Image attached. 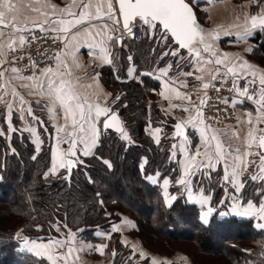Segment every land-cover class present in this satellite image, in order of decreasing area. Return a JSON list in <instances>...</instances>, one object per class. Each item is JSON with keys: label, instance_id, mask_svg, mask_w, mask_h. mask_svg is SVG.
Wrapping results in <instances>:
<instances>
[{"label": "trees", "instance_id": "trees-1", "mask_svg": "<svg viewBox=\"0 0 264 264\" xmlns=\"http://www.w3.org/2000/svg\"><path fill=\"white\" fill-rule=\"evenodd\" d=\"M241 1L233 0L235 3ZM190 3L202 27L206 19L204 10L202 18L198 9L202 3ZM137 23L141 26L139 21ZM156 35L158 39L159 33ZM259 37L257 33L254 40ZM161 46H155L149 33L142 31V39L133 44L137 55L134 61L139 63L137 69L141 68V62L145 68L155 63L163 64L164 60H159ZM173 47L178 48L174 44ZM258 50L260 57L264 58V40ZM124 63H127L125 58ZM106 76L105 82L112 93L123 92L116 105L129 138L125 140L121 134L102 131L93 153L80 159L81 163L70 176L66 174V168L55 175L57 177L49 174L48 144L41 145L37 151L26 133L16 132L10 142L15 151L13 154L0 137V263H39L28 253L16 255L13 252L22 241L13 240V233L18 228L37 240L58 238L61 231L71 229L81 238L84 235L88 240L96 241V236L111 231L109 222L114 223V219L127 215L136 219V231L143 236L146 235L142 233V227L154 231L146 236L149 239L165 237L174 241H192L204 255L223 256L229 264H264V244L259 243L264 239V231L255 227L254 218L221 216L214 212L209 223L204 224L200 219L201 208L189 203L183 195H178L169 207L165 204L160 186L147 181V177L155 173L161 179L170 178L172 192L179 175L178 163L169 158L176 120L164 117L154 102L152 91L159 88V83L148 76L140 83L117 81L109 73ZM149 99L152 100L150 103ZM150 126L163 128L159 142L152 138ZM104 160L112 167L104 164ZM215 175L218 177L219 172ZM250 176H242L243 181L246 177L249 183L243 190L241 203L252 199L258 204L260 197L253 191L255 185ZM125 191L134 202L127 200ZM212 192L215 201L222 196L223 189L217 186ZM55 223L57 226H53Z\"/></svg>", "mask_w": 264, "mask_h": 264}, {"label": "crops", "instance_id": "crops-1", "mask_svg": "<svg viewBox=\"0 0 264 264\" xmlns=\"http://www.w3.org/2000/svg\"><path fill=\"white\" fill-rule=\"evenodd\" d=\"M197 1L198 3H202L201 8L206 13L205 23L202 24L201 28L204 29L205 33H213L219 37L218 40L214 41L215 55L201 51V63L199 66L195 63V58H189L187 49L185 52H181L180 49L173 47L171 42H169V47L179 51L181 56L185 59L182 60L180 56L172 55L164 57L163 54L168 51V48H165L163 43L157 39L155 40V46L158 44L159 46L162 45L161 47L163 48L159 60L163 57L164 63L161 65L155 63L152 67L145 68L141 62V68L137 69L139 63L134 61L137 59V55L133 47L136 41L128 38L127 35L125 36L123 47L119 44L109 43L108 50L112 62L111 64L106 63L105 60L101 58L104 53L101 51L100 47L98 45H93L94 40L100 39L96 34L97 29L103 30L105 24L111 27V21H107L106 18H101L90 21L86 20L84 24L78 25L75 29H72L67 36L63 33H54L56 36L59 35L61 37L62 49L59 53L60 59L59 61L56 60L55 67L52 68V70L53 72H63L64 75L61 78L70 82L75 91L79 93L82 98H86L88 103L109 108L112 112L115 111L117 113L119 109L116 105L118 101L117 97L120 98L123 96V92L116 94L112 93V90L105 82V79H107L106 74L109 73L117 81L134 80L139 83L142 82L143 77L148 76L159 83V88L152 91L154 93V102L159 112L162 113L164 117L173 118L176 121L179 120V122L181 121L183 124L189 120V117L196 116L197 109L202 113L200 104L198 105L189 101L185 97L183 87L186 86L187 82L190 80H196L202 87L205 83L209 84L211 81L209 72L217 67L220 68L221 72H226L227 67L232 66L233 63L239 64L247 62L252 68H255V77H253L250 70L243 76H232L229 74L227 77L232 83L233 80H236V87L241 90L249 81L255 78L256 83L251 86V89L254 90L256 99H258L260 90L259 76L264 74V58L260 57L261 54L259 53L258 45L264 40V31L259 29L253 30V34L244 40H237L236 37L238 34H243L245 26H251V16L256 15L257 17H264V0H242L239 3H235L233 0ZM85 2H87V0H85ZM95 2L96 0H93V3ZM11 3L15 5V11L12 15H15L17 18V28L26 30L16 31L12 27H0V73H2V75H0V115H4L3 119H1L2 116H0V123L4 120L7 122L6 124L9 125L8 109L9 105H11V126L16 130L15 132L26 133L36 150L37 141H39V149L41 145L48 144L50 146L51 159L48 172L51 176L59 175V173L63 172L65 169L57 168L55 174L52 173V151L54 148L61 152L67 150L68 144L58 143L59 137H63L65 132L57 133V128L65 127L66 131H72L70 122L66 121L63 110L58 104L52 105L46 95L40 94V89L37 86L36 80L22 77L17 71H12L14 67L10 64L9 52L20 45L19 37L21 35L25 37L30 31H40V28L36 25L43 23V21H51L57 18H69L63 17L60 13V9H64L73 4V0H11ZM79 3L80 0H76V4ZM115 6L118 13L117 3ZM80 10L79 7L73 5L72 11L78 14ZM92 11L94 12L95 9L93 8ZM11 18L12 16L10 15L8 19L10 20ZM120 26H122V24H120ZM44 27L47 28L48 25L44 24ZM55 27L59 28L60 26L56 25ZM85 29H89L91 39L85 35ZM257 33L260 34V37L255 41L254 37ZM72 36H76L75 41H71ZM68 41H71V43H68ZM9 43L13 44V48L7 46ZM248 49L252 50L248 51ZM129 56L132 57L131 61L128 59ZM224 57H228L229 59L224 60ZM124 58L127 60V63H124ZM216 59H222L224 63L222 65H216ZM207 61H211V63H206ZM58 63H60L59 69L57 67ZM169 65H171V67H169ZM197 67H199V70H197ZM129 69H134V71L130 74ZM161 69H167V74L161 75ZM236 71L240 73L241 69L237 67ZM184 73H191V75H184ZM36 77L41 78V74ZM197 77H200V79H197ZM42 79L45 80L46 87L47 77H42ZM13 93H15V95ZM177 93H179V95H177ZM232 100L237 101L236 104L231 102L235 117L233 127L218 131L205 123L203 115L201 117L203 124L196 122V128H193L191 124H184L187 128V136L190 141L186 151L187 154L196 156L195 161H189V163L193 164L194 170V166L199 164L203 159L204 151L206 149L214 151V146L217 141L221 143L225 149L229 147L232 149H239V153L233 154L241 155L244 164H247L248 160L255 161V163L248 165L246 170H244L242 165L241 176L239 178L243 180L242 176L251 168H254V172L258 173L257 165L259 164L258 156L255 155V153L260 152L258 148V133L257 139L252 142L251 148L247 147L249 143L248 133L253 127L257 129L264 128V124H256V109L258 108V104L254 101L247 100L245 97L239 96L234 87L231 101ZM21 101H23V103H21ZM151 101L152 100L149 99V103ZM50 107L52 108L51 112L49 111ZM29 108L32 110V116L28 115ZM185 108L189 110L185 111ZM21 109L24 110L23 118ZM249 118L253 121L252 125L247 123ZM102 120L103 117L101 118V121ZM46 126L48 128H46ZM208 126H210V129L206 132V135L209 138L212 135L217 136V141H212L211 145H206L204 141L200 139V132L204 131ZM98 127L102 135V122L98 123ZM124 127L126 129V124ZM156 129H159V132H157ZM162 129L161 126L151 127L150 132L155 142H157V139L159 141L162 137ZM32 130H34V134ZM181 140V137L178 139L172 138L169 151L170 160L177 162L179 165V175L174 182V190L172 192L170 191V187L172 186V182L169 180L170 178L164 177L161 179L158 173L150 175L152 180L147 178V181L151 184H158L164 197L165 191L167 192L168 203L165 204L168 207L173 202L171 199L172 196L177 197L178 195H183L189 203L201 208V214L205 212L204 207L220 208L224 206L227 209L226 212L222 211L219 213H225L223 216L234 215L231 209L234 203L233 195L235 190L230 181H225L223 178L225 169L223 161L216 165L214 171H202L198 172L196 176L190 177L194 181V196L200 195L201 189H203L204 195L213 197L211 194L214 189L203 187V184L201 186L200 178H210L212 173L215 175L218 171L219 176L217 180L219 183L218 185H221L223 189L222 196L215 199V201L210 199L208 204L203 207L199 203L190 202L188 200L187 190L183 185L177 183L183 175L180 162L185 158V154H182L179 150ZM173 144L177 145L175 149V158H171ZM77 148L78 154L74 159L80 160L84 157L82 155V145L78 144ZM94 149L95 148L92 149L91 154ZM197 149H199V154H197ZM245 151H250L253 155L244 157L243 154ZM227 160L228 163L231 164L232 156H228ZM229 172H231L230 168ZM164 179L169 181L166 190L163 184ZM221 201H224V203L222 204ZM238 201L235 203L238 205L242 204L241 200ZM209 218L210 216L208 219ZM110 230L109 232L112 233V228H110ZM109 232L103 233L104 238H108L106 236L110 235ZM60 253H63V251Z\"/></svg>", "mask_w": 264, "mask_h": 264}, {"label": "snow or ice", "instance_id": "snow-or-ice-1", "mask_svg": "<svg viewBox=\"0 0 264 264\" xmlns=\"http://www.w3.org/2000/svg\"><path fill=\"white\" fill-rule=\"evenodd\" d=\"M116 3H118V13L116 11ZM75 5L79 7L81 10L77 14L72 11V7ZM95 9L93 12L92 9ZM15 11V5L11 3V0H0V27H12L16 31H25L26 29L17 28L16 16L12 15ZM60 13L63 17L69 18H57L55 20H45L43 23L36 25L40 28L41 32L47 34L49 31L53 33H63L67 36L72 29H75L78 25H82L86 22V20L93 19H101L106 18L107 21H111V27L107 24L103 26V30L97 29V36L100 37L99 40H94L93 45H98L104 55L101 57L105 60L106 63L111 64V58L109 53V43L111 44H119L121 47L124 46L125 36L128 38H135V34L133 29L135 28V22L139 21L141 24V30L147 33L148 30L152 31V39L157 40V33H159V41L163 43L165 48H168V51L164 52L163 56L167 57L168 55L172 56H180L183 60L185 59L181 56V53L177 50H173V48L169 47V40L174 41L175 45H178L180 50L187 49L189 53V58H195V63L199 66L201 63V51L204 53H209L215 55L214 52V41L218 40L219 37L213 33H205L204 29H202L197 23L196 17L193 12V8L190 7L189 3L186 0H96L93 3V0H80L79 4H76V0H73V4L69 5L64 9H60ZM12 16L9 20L8 17ZM43 15V14H42ZM122 18V28L120 26ZM44 24H47L48 27L45 28ZM59 25L60 27H55ZM250 27L245 26L243 34H238L237 40H244L247 37L253 34V30L259 29L264 31V17H257L256 15L251 16ZM118 33V35H117ZM85 35L91 39L89 29H85ZM59 35L54 36L53 39H60ZM76 36L71 37V41H75ZM20 44L23 45L25 43V37L21 35L19 37ZM68 41V43H71ZM9 48H13V44L9 43L7 45ZM67 46V45H66ZM252 49H248L251 51ZM56 59L59 61V55H57ZM128 59L131 61L132 57L129 56ZM163 59V57H162ZM228 57H224V60H228ZM222 59H216V65H222L224 63ZM206 63H211V61H207ZM35 67V64H33ZM58 69L60 67V63L57 65ZM171 67V65H169ZM239 67L241 69L240 73H237L236 69ZM199 70V67H197ZM251 71L253 77H255L256 69L252 68L251 65L247 64V62L243 63H233L232 66L227 67L226 72H221L220 68H215L214 70L209 72L211 80L221 79L223 80L229 74L232 76H243L246 75L248 71ZM13 72L17 70L15 68L12 69ZM134 69H129V73L131 74ZM167 69H161V75H166ZM2 75V73H0ZM64 73L60 71L53 72L52 69H45L41 73V78L38 77H29L28 79H33L37 81V86L40 89L41 95H46L50 103L52 105L58 104V106L63 110L64 117L67 122H70V126L72 131H66L65 127H58L57 133L65 132L63 137H59L58 143L68 144V148L66 151H58L57 149H53L52 157H53V168L51 169L52 173L55 174L56 169H67L70 173L72 167L81 163L79 160H75L77 157L78 148L77 145H82V155L87 157L91 154L92 149L95 148L100 142L101 130L98 127V123H103V129L108 130L115 128L117 132H121V138L127 140L128 133L124 132L118 117L115 113H113L109 108L100 107L99 105H94L88 103L86 98H82L79 93H77L73 87V85L63 80ZM184 75H191V73H184ZM42 77H47L46 79V87L45 80ZM55 77V78H54ZM200 79V77H197ZM256 83L255 78L249 81L243 89H239L236 87L237 81L233 80V87L238 93L239 96L245 97L249 101H254L258 104V108L256 109L257 117L256 124H264V74L259 76V98L256 99L254 90L251 89V86ZM209 87L208 83L203 84V88L207 89ZM221 89L216 88V91L219 92ZM15 95V93H13ZM179 95V93H177ZM119 99V97H117ZM227 104L229 101L225 99L222 101ZM233 104H236V100L231 101ZM23 103V101H21ZM205 101L201 100V105H204ZM185 111L189 109L185 108ZM9 131H14L11 128V105H9ZM49 111H52V108H49ZM197 114L194 117H189V120L184 122V124H191L193 128L197 127V123L203 124V120L201 119L202 113L199 109L196 110ZM24 110L21 109V114L23 118ZM28 115L32 116L31 108L28 109ZM103 120L101 121V118ZM247 123L249 125L253 124L251 118L248 119ZM175 135L177 137H181V143L179 144V150L182 154H185V158L181 161L183 175L177 181L178 184L183 185L188 193V200L190 202L199 203L202 207L208 204L211 197L203 194V189H201V194L198 196L193 195V184L194 181L190 177L196 176L198 172H208L214 171L216 169V165L221 161L225 164L224 169V180L230 181L232 184L235 193L233 195V207L231 209L232 214L238 215L241 217L255 218L257 220V227L260 230H264V190L257 189V196L260 197L259 203L257 204L254 200L248 199L246 200L243 206L237 205L235 202L243 199L242 193L246 187L245 182L240 179L242 165L244 170H246L247 166L255 163V161L248 160L247 164H244L243 157L239 154V149H232L229 147L225 149L221 143L217 141V136L212 135L210 138L206 135V132L210 129L208 126L204 131L200 132V139L204 141L206 145H211L212 141H217L213 150L206 149L203 153V159L199 164L194 166L189 163V161H195L196 156H192L187 154V146L190 143L188 136L185 135L183 130L182 123L175 124ZM33 134H34V130ZM159 132V129H156ZM258 133V148L264 150V128L257 129L253 127L251 131L248 133L249 143L247 145L248 148H251L252 142L257 139ZM4 133H0L3 135ZM157 142L158 139H157ZM173 152L172 157L175 158L177 148L176 144L172 145ZM37 151H39V141H37ZM13 154L15 151L13 150ZM197 154H199V149H197ZM232 156V163L229 164L227 157ZM253 155L250 151H245L243 156L249 157ZM255 155L258 156L259 164H258V173L252 174L249 179L252 182H264V153L257 152ZM35 159V156L33 157ZM104 164H106L109 168L112 167L109 161L104 160ZM143 168V166H141ZM229 168L231 172H229ZM47 175V173H46ZM67 178V177H66ZM149 180H152V177H147ZM165 190L169 184L167 179L163 181ZM165 203H168V195L165 191ZM171 199L175 201L177 199L176 196H172ZM223 204L224 201H221ZM214 212L212 207H208L207 211L201 214V220L204 224H208V217L211 216ZM221 216L225 215V213H219ZM74 240L73 234H69L67 238V242L71 243ZM64 240H54L50 241L48 244L40 243L37 244L36 241H31V246H29V240L25 238L23 240V244L21 246V251H28L30 253H34L38 257L46 256L47 260L51 261V264H58L59 260H64L65 264H67L68 256L63 253H55L53 250V245L60 246L65 244ZM98 250H102L98 249ZM73 251L72 248L68 249V254H71ZM143 255V254H141ZM153 264H156L153 261Z\"/></svg>", "mask_w": 264, "mask_h": 264}, {"label": "rangeland", "instance_id": "rangeland-1", "mask_svg": "<svg viewBox=\"0 0 264 264\" xmlns=\"http://www.w3.org/2000/svg\"><path fill=\"white\" fill-rule=\"evenodd\" d=\"M189 1L196 5L199 4L197 0ZM198 9L201 12L202 18H204L201 5H199ZM147 32L150 37H152V31L148 30ZM143 33L145 32L143 31ZM0 116H2L1 119H3L4 115L2 114ZM6 123L7 122L4 120L0 123V133H4L3 135H0V137L4 139L5 146L8 147V150L12 152L14 148L11 146L10 142L14 139L13 134L16 133V130L11 126L14 131H9V125ZM46 128L48 127L46 126ZM213 128L218 131L221 130L215 127ZM18 133L22 135V132ZM254 173H256L254 172V168H251L245 173V175H252ZM54 177H51L50 179H53ZM200 179H202L200 183L201 186L203 184V187L215 189L219 186L217 176L215 175H210V178L201 177ZM247 180L248 178L245 177L244 182L246 186L249 183ZM254 185L255 187L253 191H256L257 189L264 190V182L257 181ZM128 194L129 193L125 191L127 200L133 201V198H130V195ZM211 200L213 201L214 199L211 197ZM244 204L245 203H242L240 206H243ZM204 208L205 211H207V207ZM213 209L214 212H226L227 210L224 206ZM143 211L145 213L147 212L146 209H143ZM114 220V223L109 222L108 224L111 225L112 228V233L107 231L110 234L109 236H106L108 238L106 239L103 235H98L96 236V241H93L94 239L88 240V238H85L84 235L81 238L77 233L71 232V229H68L67 232L61 231L58 238L54 237L44 241L37 240L30 238L31 236L29 237V235L25 234L22 228H18L13 233V240L16 241L17 239H22V241H20L17 247L13 249V252L16 255L28 253L26 250L21 251V246L25 238L29 240V246H31V241H36L37 244H40L41 242L48 244L50 241L64 240L66 243L63 245H53V250L55 253L63 251V254L68 256L67 264H153V261H155L156 264H229L226 263L223 256L212 257L210 255H204L198 250L197 246L192 241H174L165 237L149 239L146 236H149L150 233L154 231L148 227H142L144 229L142 233L146 235L143 236L140 232L138 233L136 231V219L127 215H121L120 219ZM253 220L256 221L255 218ZM141 222L142 221H140V224ZM53 226H57V223L53 224ZM70 233L73 234L74 240L71 243H68L67 238ZM88 237H90V235H88ZM259 243L264 244V239H260ZM1 244L2 243L0 241V247ZM69 248L73 249L71 254H68ZM101 248L102 250H99L100 252L97 251ZM28 254L32 255L39 262L38 264H51V261L47 260L46 256L38 257L34 253L30 252ZM0 259H2V254H0ZM58 264H65V261L61 259L58 261Z\"/></svg>", "mask_w": 264, "mask_h": 264}, {"label": "built area", "instance_id": "built-area-1", "mask_svg": "<svg viewBox=\"0 0 264 264\" xmlns=\"http://www.w3.org/2000/svg\"><path fill=\"white\" fill-rule=\"evenodd\" d=\"M134 41L142 39L141 26L135 23ZM54 33L45 34L41 31H30L25 35V43L9 52L10 64L22 77H36L45 69H52L56 64V57L62 49L61 39H53ZM35 64V67H33ZM223 73V72H222ZM216 88H220L219 92ZM185 97L196 104H200L205 123L217 129H227L234 125L235 117L231 98L233 83L226 77L223 80H211L209 87L204 89L196 80H190L183 87ZM228 99L225 104L222 101ZM201 100L205 101L201 105Z\"/></svg>", "mask_w": 264, "mask_h": 264}, {"label": "water", "instance_id": "water-1", "mask_svg": "<svg viewBox=\"0 0 264 264\" xmlns=\"http://www.w3.org/2000/svg\"><path fill=\"white\" fill-rule=\"evenodd\" d=\"M186 2L189 3L190 7L193 8V6H192V4H191L190 2H188L187 0H186ZM117 7H118V3H117ZM193 12H194V15H195V17H196L197 23H198L199 26L201 27L200 22H199L198 19H197V16H196V13H195L194 8H193ZM120 20H121V24H122V18H120ZM136 22H137V21H136ZM136 22H135V23H136ZM121 27H122V26H121ZM131 39H132V38H131ZM171 41H172V40H171ZM172 44L175 45L174 41H172ZM176 46L178 47V45H176ZM185 50H186V49H185ZM113 113H115V114L117 115L118 120H119V122H120V125H121L123 131L125 132V127H124L125 123H124V121L122 120V118L120 117V115H119L117 112L113 111ZM176 123H182V122H181V121L179 122V120H177V121L175 122V124H176ZM175 124H174V126H175ZM182 125H183V130H184V132H185V135L187 136V128H186V126H185L183 123H182ZM102 131H103V132L110 131V132H113V133H116V134H121V132H117V131L115 130V128L108 129V130H104V129H103V123H102ZM172 136H173L174 139H178V138H180V137H177V136L175 135V127L173 128V135H172ZM259 150H260V152L264 153V150H261V149H259ZM76 167H77V165L74 166V167H72L70 173H69L68 170H66V174H67L68 176H70V175L72 174L73 169H75Z\"/></svg>", "mask_w": 264, "mask_h": 264}]
</instances>
